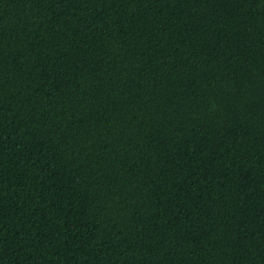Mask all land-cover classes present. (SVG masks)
Returning a JSON list of instances; mask_svg holds the SVG:
<instances>
[{"label": "trees", "instance_id": "1", "mask_svg": "<svg viewBox=\"0 0 264 264\" xmlns=\"http://www.w3.org/2000/svg\"><path fill=\"white\" fill-rule=\"evenodd\" d=\"M0 264H264V0H0Z\"/></svg>", "mask_w": 264, "mask_h": 264}]
</instances>
